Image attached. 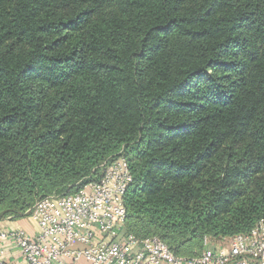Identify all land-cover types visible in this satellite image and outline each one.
Here are the masks:
<instances>
[{
    "label": "trees",
    "instance_id": "obj_1",
    "mask_svg": "<svg viewBox=\"0 0 264 264\" xmlns=\"http://www.w3.org/2000/svg\"><path fill=\"white\" fill-rule=\"evenodd\" d=\"M121 151L175 255L264 217V0H0V205Z\"/></svg>",
    "mask_w": 264,
    "mask_h": 264
},
{
    "label": "built area",
    "instance_id": "obj_2",
    "mask_svg": "<svg viewBox=\"0 0 264 264\" xmlns=\"http://www.w3.org/2000/svg\"><path fill=\"white\" fill-rule=\"evenodd\" d=\"M100 166L95 179L37 201L30 229L0 227V264H264V217L222 244L205 239L191 257L175 255L158 236L129 233L128 162L118 156Z\"/></svg>",
    "mask_w": 264,
    "mask_h": 264
},
{
    "label": "rangeland",
    "instance_id": "obj_3",
    "mask_svg": "<svg viewBox=\"0 0 264 264\" xmlns=\"http://www.w3.org/2000/svg\"><path fill=\"white\" fill-rule=\"evenodd\" d=\"M118 10V7L115 3H108L107 5H105V7L102 9V12H113ZM179 38L176 37L174 39V43L176 44L174 47L178 46V40ZM122 153L119 152L113 156H110L108 158H106L103 162H105V165L109 164L113 159H115L116 157L120 156ZM102 162V163H103ZM100 163V164H102ZM100 164L96 167L97 168V172H101L102 167L100 166ZM95 179V177H83L81 179H78L76 181H73L69 184H66L64 186L55 188L53 190H50L49 192L46 193H41L39 195H35L33 196V198L29 199L27 202H23V200H19L13 204H2L0 205V226L1 227H7L9 228H22L28 226L29 224H32L31 219H30V215L32 212V209L34 207V205L36 204L37 201H39L41 198L45 197V196H49V195H60L64 192H66L67 190H71L76 188L77 186H79L80 184H83L85 182H88L90 180ZM254 181L251 180V184H253ZM231 235H226V236H212V235H205L203 236V238L201 239V241L199 243H195L192 247H191V253H198L200 252L203 247H204V240L206 239V242L208 244H214V243H219L222 244L224 243L228 237H230ZM182 255H185L182 254Z\"/></svg>",
    "mask_w": 264,
    "mask_h": 264
},
{
    "label": "crops",
    "instance_id": "obj_4",
    "mask_svg": "<svg viewBox=\"0 0 264 264\" xmlns=\"http://www.w3.org/2000/svg\"><path fill=\"white\" fill-rule=\"evenodd\" d=\"M30 226H31V224H29L28 226H26V227H23L22 226V228H25V229H30ZM1 227V226H0ZM2 228H6V229H8L7 227H2ZM21 228V227H20Z\"/></svg>",
    "mask_w": 264,
    "mask_h": 264
}]
</instances>
